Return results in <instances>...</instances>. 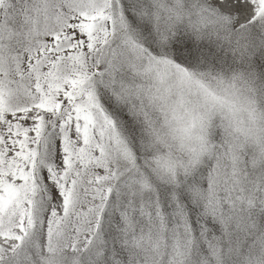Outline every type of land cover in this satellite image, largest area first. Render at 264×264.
<instances>
[{
    "label": "snow or ice",
    "instance_id": "snow-or-ice-1",
    "mask_svg": "<svg viewBox=\"0 0 264 264\" xmlns=\"http://www.w3.org/2000/svg\"><path fill=\"white\" fill-rule=\"evenodd\" d=\"M0 264H264V0H0Z\"/></svg>",
    "mask_w": 264,
    "mask_h": 264
}]
</instances>
